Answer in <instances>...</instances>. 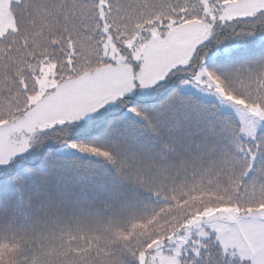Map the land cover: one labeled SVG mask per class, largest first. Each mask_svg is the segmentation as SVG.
I'll use <instances>...</instances> for the list:
<instances>
[{"label": "snow or ice", "instance_id": "snow-or-ice-1", "mask_svg": "<svg viewBox=\"0 0 264 264\" xmlns=\"http://www.w3.org/2000/svg\"><path fill=\"white\" fill-rule=\"evenodd\" d=\"M5 230L20 264H264V0H0Z\"/></svg>", "mask_w": 264, "mask_h": 264}, {"label": "trees", "instance_id": "trees-1", "mask_svg": "<svg viewBox=\"0 0 264 264\" xmlns=\"http://www.w3.org/2000/svg\"><path fill=\"white\" fill-rule=\"evenodd\" d=\"M232 43L234 42H226L225 46L230 47ZM220 52L223 54L222 48L220 49ZM209 65L212 66L211 60L209 61ZM91 162L100 163L94 159ZM18 236L19 233H17V236L14 237L8 230L0 232V258L4 259L6 264H20V262L15 258L20 255L22 246L30 243L28 240L18 239ZM77 242H82V240L78 239Z\"/></svg>", "mask_w": 264, "mask_h": 264}]
</instances>
